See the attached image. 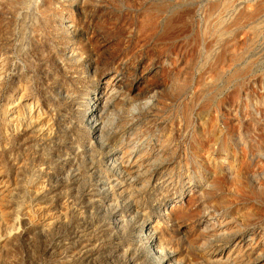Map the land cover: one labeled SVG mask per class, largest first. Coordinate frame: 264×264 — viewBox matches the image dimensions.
Segmentation results:
<instances>
[{
    "label": "rangeland",
    "instance_id": "374dc122",
    "mask_svg": "<svg viewBox=\"0 0 264 264\" xmlns=\"http://www.w3.org/2000/svg\"><path fill=\"white\" fill-rule=\"evenodd\" d=\"M162 261L264 264V0H0V264Z\"/></svg>",
    "mask_w": 264,
    "mask_h": 264
},
{
    "label": "bare ground",
    "instance_id": "6f19581e",
    "mask_svg": "<svg viewBox=\"0 0 264 264\" xmlns=\"http://www.w3.org/2000/svg\"><path fill=\"white\" fill-rule=\"evenodd\" d=\"M109 85L108 87H112L113 85V81H109ZM108 84V82H107ZM105 89V88H104ZM103 92V91H102ZM107 97V94L106 93H103L102 96H100V94H97L96 97L94 98L95 102H93V105H92V113H91V116H90V125L93 127V129L97 132V133H100L101 131L98 129L99 126H98V116L101 115V113H103L104 109L106 108V105L108 103V99H106ZM100 106H104V108H100ZM104 114V113H103ZM132 158V157H131ZM157 244H155L156 246ZM154 246V248H155ZM154 252L155 254L159 255V254H163V250L160 249V246H156V249H154ZM159 258V256H158ZM161 263V262H160ZM163 263V261H162ZM161 263V264H162ZM164 264V263H163Z\"/></svg>",
    "mask_w": 264,
    "mask_h": 264
}]
</instances>
